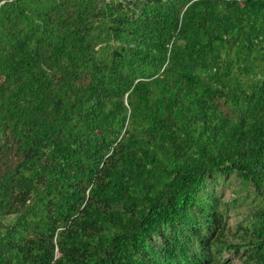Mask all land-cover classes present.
Returning a JSON list of instances; mask_svg holds the SVG:
<instances>
[{
    "label": "trees",
    "instance_id": "obj_1",
    "mask_svg": "<svg viewBox=\"0 0 264 264\" xmlns=\"http://www.w3.org/2000/svg\"><path fill=\"white\" fill-rule=\"evenodd\" d=\"M226 253L264 264V0H0V264Z\"/></svg>",
    "mask_w": 264,
    "mask_h": 264
},
{
    "label": "rangeland",
    "instance_id": "obj_2",
    "mask_svg": "<svg viewBox=\"0 0 264 264\" xmlns=\"http://www.w3.org/2000/svg\"><path fill=\"white\" fill-rule=\"evenodd\" d=\"M236 184V182H234L233 186ZM232 186V185H231ZM230 185H219L217 187L218 191L220 194H223V196H225V200H230L233 196H235V194L232 192V187ZM252 195V194H251ZM244 219V215L243 214H237L234 211H232V215L227 223V227L229 230L232 231V233H234L237 229V223L240 222L241 220ZM231 233V236L233 237ZM229 257L232 258L236 264H241L240 259H238V256H236L234 253H226L225 257Z\"/></svg>",
    "mask_w": 264,
    "mask_h": 264
}]
</instances>
